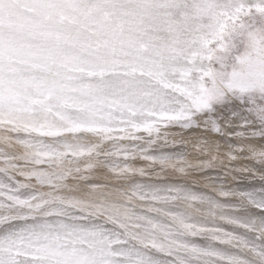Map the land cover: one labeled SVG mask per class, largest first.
<instances>
[{
    "label": "snow or ice",
    "instance_id": "snow-or-ice-1",
    "mask_svg": "<svg viewBox=\"0 0 264 264\" xmlns=\"http://www.w3.org/2000/svg\"><path fill=\"white\" fill-rule=\"evenodd\" d=\"M0 264H264V0H0Z\"/></svg>",
    "mask_w": 264,
    "mask_h": 264
},
{
    "label": "rangeland",
    "instance_id": "rangeland-1",
    "mask_svg": "<svg viewBox=\"0 0 264 264\" xmlns=\"http://www.w3.org/2000/svg\"><path fill=\"white\" fill-rule=\"evenodd\" d=\"M178 130H173V132L174 133H176ZM197 135H204V133H202V132H193V133H187V132H185L184 133V139L185 140H187V141H191L192 140V138L194 137V136H197ZM180 137L179 136H177V139H179ZM188 153H192V151H193V147H192V144L189 142L188 144H187V147H186V149H185ZM237 165H243V164H245V163H250L249 161H243V160H241V161H237V162H235ZM217 171H219V169H217L216 171H212V172H210L209 173V175L211 176V177H215L216 176V174H217ZM226 179V183H227V185L228 186H235L237 183H241V184H243L242 182H244V183H246V182H248L247 181V178H246V176H239V175H237L236 176V179H233V177L232 176H228V177H226L225 178ZM238 180V181H237ZM201 187H203V183H201V185H200Z\"/></svg>",
    "mask_w": 264,
    "mask_h": 264
},
{
    "label": "bare ground",
    "instance_id": "bare-ground-1",
    "mask_svg": "<svg viewBox=\"0 0 264 264\" xmlns=\"http://www.w3.org/2000/svg\"><path fill=\"white\" fill-rule=\"evenodd\" d=\"M200 133V132H199ZM210 176V175H209ZM238 181V180H237ZM243 184H241V183H237L235 186H244L246 183H244V182H242Z\"/></svg>",
    "mask_w": 264,
    "mask_h": 264
}]
</instances>
